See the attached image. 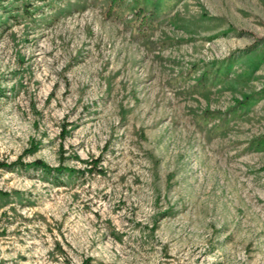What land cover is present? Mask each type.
Instances as JSON below:
<instances>
[{
  "label": "rangeland",
  "instance_id": "obj_1",
  "mask_svg": "<svg viewBox=\"0 0 264 264\" xmlns=\"http://www.w3.org/2000/svg\"><path fill=\"white\" fill-rule=\"evenodd\" d=\"M0 161V264H264V0H0Z\"/></svg>",
  "mask_w": 264,
  "mask_h": 264
},
{
  "label": "trees",
  "instance_id": "obj_2",
  "mask_svg": "<svg viewBox=\"0 0 264 264\" xmlns=\"http://www.w3.org/2000/svg\"><path fill=\"white\" fill-rule=\"evenodd\" d=\"M143 22V21H142ZM140 22V25L138 27L141 26V23ZM142 27H144V25L142 24ZM26 165H32V166H35V167H40L41 169L45 170V172H49L51 170H60L61 169V166H51L49 164H47L46 162H43L42 160H34L32 162H29L28 164ZM0 166H8L7 164L5 163H2L0 161Z\"/></svg>",
  "mask_w": 264,
  "mask_h": 264
}]
</instances>
